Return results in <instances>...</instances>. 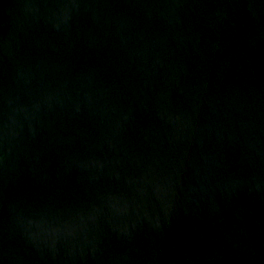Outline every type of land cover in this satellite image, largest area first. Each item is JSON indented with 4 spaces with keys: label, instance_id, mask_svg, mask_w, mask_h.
<instances>
[{
    "label": "water",
    "instance_id": "water-1",
    "mask_svg": "<svg viewBox=\"0 0 264 264\" xmlns=\"http://www.w3.org/2000/svg\"><path fill=\"white\" fill-rule=\"evenodd\" d=\"M0 264H264V0H0Z\"/></svg>",
    "mask_w": 264,
    "mask_h": 264
}]
</instances>
